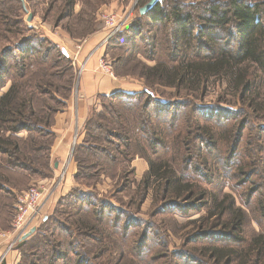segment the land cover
I'll use <instances>...</instances> for the list:
<instances>
[{
  "label": "trees",
  "instance_id": "obj_1",
  "mask_svg": "<svg viewBox=\"0 0 264 264\" xmlns=\"http://www.w3.org/2000/svg\"><path fill=\"white\" fill-rule=\"evenodd\" d=\"M148 1L141 0L139 6ZM76 4L77 0H62L61 10L55 19L56 25H61L68 33L70 25L66 23L63 26V22L72 17ZM188 7H193V4H188ZM199 9L200 15H193L178 2L164 5L160 1L144 15L138 12L126 29L112 36L105 45V53L108 48L120 51L128 45L145 46V57L156 61L151 66L143 65L146 83L183 88L186 95L202 94L212 77L219 83L225 80L227 84H234L233 97L243 103L240 108L233 110L231 116H224L223 108L219 106L206 108L202 116L208 124L197 123L190 140L198 142L202 157L201 146L208 145L203 165L212 172L211 176L215 174V178H219L224 172L220 173L223 166L227 173L230 174L231 170L236 185L248 184L245 194L249 203L264 188V137L254 144L255 135L248 136L246 146L240 150L242 135L248 125L244 111L254 117L264 113V90L262 93L251 90L255 84L264 81V4L227 0L203 4ZM0 15L7 19V15ZM4 23L7 25L6 21H1L0 36ZM40 31L23 25L11 42L0 45V87L10 81L7 90L0 95V227L10 225L12 203L28 181L37 175L34 163L40 157L50 160L52 141L45 143L44 139L53 137L50 126L60 108H53L46 102L44 96L47 98L52 94L45 87L52 86L50 80L58 74L57 71H74L65 49L54 44L49 37L41 36ZM121 59L122 62L126 60L125 56ZM61 62H67V66L60 68ZM67 84L66 92L70 93L71 80ZM101 97L106 106L101 111L92 112L94 117H87L84 130L102 131L100 122L104 121L106 130L112 127L107 131L110 138L106 140L116 146L117 152L113 146L115 155L127 160L137 155L146 159L148 168L141 179V189L139 187L141 199L147 196L149 179L152 178L158 182L154 185L153 202L167 203L156 206L154 216L161 211L175 209L182 202L208 197L206 190L198 187L194 179L191 181L176 175L175 158L172 161H155L145 156L147 153L161 156L166 149L176 150L168 141L177 133L170 135L164 130L168 124L164 117L167 113L165 107H173L172 104H165L149 90L115 92ZM221 101L230 103L231 100L222 95ZM199 112H203L202 108ZM227 118L231 124L219 134L218 128L224 126L223 121ZM248 126L250 130L256 127ZM260 128L264 130V126ZM185 142L189 145L187 143L192 141L186 136ZM223 143L229 145L222 164L219 145ZM134 145L137 150L133 149ZM175 145L181 151L182 146ZM95 147L89 139H83L75 144L74 160L76 155L88 151L91 154L94 149L96 156H102L101 150L106 154L103 155L105 159L117 161L110 157L112 154H108L104 146ZM181 160V165H186L187 158L183 156ZM191 164L188 160V165ZM50 166L45 167L52 172ZM253 177L257 179L253 180ZM74 179L77 182L76 174ZM207 182L210 183L211 179ZM56 202L68 207L65 209L68 224L51 215L42 218L35 231L17 244L20 251L18 264H264V228L249 237L241 236L247 212L235 206L231 194H223L221 198L212 196L200 206L204 207L205 214L197 218L198 232L187 237L175 252H156L146 246L152 240L150 228L130 230L128 220L120 226L116 217L111 220L116 211L111 203L79 188L73 187ZM70 207L76 210L71 213ZM185 207L194 209L190 204ZM258 207L259 220L264 223V196L258 199ZM106 230H111V233H106ZM114 235L119 237L117 242L113 240ZM207 238L211 241L197 244L199 239Z\"/></svg>",
  "mask_w": 264,
  "mask_h": 264
},
{
  "label": "rangeland",
  "instance_id": "obj_2",
  "mask_svg": "<svg viewBox=\"0 0 264 264\" xmlns=\"http://www.w3.org/2000/svg\"><path fill=\"white\" fill-rule=\"evenodd\" d=\"M140 1L141 0H77V4L75 5L72 17L68 19V21L66 20L63 22V26H65L66 23L70 25V32L68 33L66 30H64L61 25H56L57 23H55V19L58 16L57 14L61 10L62 0H24L26 10L32 14V20L30 23L26 21L27 13L22 10L21 3L19 0H0V3H2L0 4V14L7 15L6 20L3 19V16L0 15V25L1 21L7 22V25L6 23H4V28L2 27L0 45L5 46L9 42H11L16 36L17 31H19L23 25L25 26L27 24V26H29V24H35L38 27L31 28L41 30V36L49 37L54 44L64 48V52H66V54L69 56L70 64L73 66L74 71L73 73H71L69 69L57 71L58 74L52 77L50 80L52 86L45 87L46 90L51 91L52 95L47 98L44 96V98L46 102L50 104L53 108L58 109H61L63 107L62 105L65 101L73 103L72 111L74 114V105H76L80 81L85 70L86 61L87 59H89V56L93 54L97 49V47H95L93 52H89L86 57H82V55H79L82 43L86 39L91 37L92 34L96 31L105 30V33H107V44V41L112 36L122 32L124 29H126V27L115 31L113 27H108L106 25L105 19L102 17V15L115 14L119 18H123L125 15H127V12L131 11V17H133L132 19L130 18V22L132 23L136 15L138 14ZM161 1L164 5H169L173 2H178L185 8H188V10L193 15H200L199 12H201V10L199 9V7L201 5L211 3H223L227 0ZM243 1L250 4H264V0ZM188 4H193V7H188ZM262 16L264 18V11L262 12ZM103 44H105V42ZM144 47L145 46L142 45H128L125 50L120 49V51L111 50L108 48L106 50V53L104 50V54H101V56L98 57L97 67L100 71L107 73L110 76H115L122 80V82L125 83L126 88H128L127 90H139L138 92H141L143 90H149L153 93L156 98L161 99L162 102H164L165 104L173 105V107L170 108L165 107L167 113L164 117L166 118L168 124L167 126H165L164 130L167 131V133H169L170 135H173L174 132L178 134L177 137H174L177 135L174 134L171 140L168 141V143L170 145H173L176 150L169 151L168 149H166L165 154L162 153L161 156H153L149 153H147L145 156L155 161H160L162 159L171 160L172 158H175V169L177 167L176 175H181L183 178L191 181H193L194 179L198 187L206 190V192L208 193V197L204 198L203 200H188V203L182 202L179 207L175 209H167L165 212L161 211L162 213H159L154 216L153 214L155 212V209L162 204H155L153 202L154 192L156 191L154 185H156L158 182L153 181L152 178L149 179L147 196L143 197L142 199L141 192L139 190V187L141 189L142 186L141 179L143 177V174L148 168L146 159L137 155L134 157V159L127 160L126 158L120 155H115L117 154L115 153L116 146L106 140L108 138L107 131H109V128L111 129L112 127H109L106 130L107 127H105V125L107 124L104 121L100 122L103 127L102 131L92 130L90 132L84 130V125L83 127L76 126L73 135L74 137H72L74 138V144H72V147L68 153V157L65 161L64 167L56 175H53V172H49L48 168L45 167L46 165L50 166L51 160L48 161L47 159L40 157L39 161L34 163L38 173L37 175H35V178L28 183V185L26 186V188H24L23 191L27 190L30 185L37 182L54 183V181L56 182L55 186H57V188L55 189L56 191L69 176L70 180H74V182H72V184L74 185L70 187L68 192L73 187H76V189L79 188L85 192H88L89 195H95L101 201L103 200L105 202L107 201L111 203L116 208V211L111 216V220L116 217L120 226H123V224H125V222H127L128 220L129 224L131 225L130 230L150 228L149 235L152 240L149 241L146 246L153 248V250L155 249L156 252H175L181 248V245L187 237H189L190 235H194V233L198 232L199 222L197 218L205 214L204 207L200 206L204 202H208V199L212 196L221 198L223 194H231V196L234 198L235 206L242 207L247 212V219L244 223L241 236L249 237L253 233L261 231L264 228V223H261L259 220L258 214L260 213V208L258 207V199L264 196V188L262 187L258 192V194H260L259 196L255 194L248 203L247 196L245 194L248 189V184L242 186L236 185L235 179L231 175V170L229 174L227 173V170L222 168L223 166L220 167V173L222 171L224 172H222L219 178H215L216 175L214 173V176H211L210 174L212 172H210L203 165L204 160L206 161L204 157L206 155V149L208 145L203 144L201 146L203 148L202 157L201 154H199V149L197 147L198 142L196 143L195 140H190V136L194 135V132H196L195 125L197 123L200 122L202 124H208L204 122V117L202 116V113L205 112L206 108H213L215 106H219L220 108H223L221 112L224 116H231V114L234 113L233 110H237V108H240V105H242L243 103H239V101H237L233 97V94L235 92L234 84H227V81L225 80L219 83L215 78L212 77L207 83L206 89L202 92V94L195 93L197 96L186 95L183 88L177 89L171 87H164L162 85H150L146 83V80L143 77L145 67L143 65L151 66L156 61L148 60L145 57L147 53L143 50ZM123 56H125L126 58L124 62H122L121 59ZM65 65L67 66V62H61L59 64L60 68L61 66ZM33 70H36V67ZM69 80H71V91L70 93H67V82ZM9 84L10 81H8L5 86L0 87V95L7 90ZM251 90H259V93H262V91L264 90V81L255 84L254 88ZM222 95H225L226 98L230 99V103H225L224 101H221ZM51 97L53 99H50ZM106 104V101H102V97L99 96L98 100L90 108L88 116H90L91 118L94 117V113L92 112L101 111L102 107L106 106ZM200 108H202L203 112H199ZM174 112H176L177 114L176 117L173 116ZM244 112L247 115V118L245 120L246 122H248L247 124L255 125L256 127L250 130L249 126L247 125V130L245 129L242 135L243 139L240 142V150H242L246 146V143L248 142L250 136L253 137L255 135L253 139L255 141H252L254 142V144H257L255 142H258L261 137H264V130H261L260 128V126H264V113H260L256 115V117H254L248 115L246 111ZM236 118H238V115H236ZM177 119L178 121L176 122V124H174ZM223 122H225L224 126L218 128V130L221 131L219 132V134L223 133L224 130L231 124V121L228 118ZM211 127L213 128V126ZM129 128H133L134 132L136 131L135 128L132 126H129ZM117 130L118 132H120V129ZM91 133H93L94 137H96L97 139H94V137L90 138L87 136V134L89 136H93L91 135ZM22 134L24 135L25 132ZM79 134L82 136V141L83 139H89V142L94 143V147L96 146L95 148L99 149L104 146L106 152L108 150V154H112L110 157L116 158L117 161L113 160V162H111L110 160L105 159L103 155L106 154H103L104 151L101 150H99V153H101L102 156H96L94 149L91 151V154L88 151L86 153L83 152L79 155H76L74 160V148L75 144L78 143ZM186 136L187 138H189V141H192L191 143H187L189 145H186ZM179 137L180 139L184 140L183 143L180 141ZM44 140L45 143L47 142V140L53 141V137L49 136L46 137V139ZM138 143L141 144V142L139 141ZM174 143L182 146L181 151L178 150L177 146ZM223 145H219L221 147L220 155L222 164L224 162L223 156H225V152L227 150L226 146H228L229 143H223ZM113 146L115 147V151ZM133 149L137 150V146L134 145ZM140 149L143 150L141 145ZM197 154L199 155V157H197ZM183 156L187 158L186 165L185 163L181 165V159ZM194 157L197 159L193 160L192 162V159ZM188 160L191 161V165H188ZM71 167H75L74 173L72 175ZM49 168L52 169V165ZM62 172H64V176L60 178ZM75 174L78 176L77 182H75L74 179ZM209 178L211 179L210 183L207 182L210 181ZM253 178H255L253 180L257 179L256 177ZM68 192H66L64 195H66ZM59 197L60 196H58V198ZM15 201L16 199L12 203L13 214ZM45 204L49 205L50 199L44 201L43 205ZM188 204H190L194 209L192 210L185 207ZM66 208L68 207H66L65 205H60L55 200H53L52 204L47 206L44 215L46 217L49 215H51L52 217H57L59 221H62L64 224L67 225L69 217L66 215ZM74 210H76L74 207H70L69 211L73 213ZM91 216L92 217L90 218L94 219L93 215ZM42 218L43 215L41 213L40 222L37 224V226L40 225ZM11 221L10 227L12 228ZM142 222H146L147 225L143 224ZM35 223L33 222L32 224ZM69 223H71V221ZM31 227L28 230H30ZM105 232L111 233V230H106ZM118 239L119 237L114 235L113 240L117 242ZM210 241L211 239L208 238L199 239L197 244H204Z\"/></svg>",
  "mask_w": 264,
  "mask_h": 264
},
{
  "label": "crops",
  "instance_id": "obj_3",
  "mask_svg": "<svg viewBox=\"0 0 264 264\" xmlns=\"http://www.w3.org/2000/svg\"><path fill=\"white\" fill-rule=\"evenodd\" d=\"M105 32V30L96 31L91 37L86 39L80 47L79 55H82V57H86L89 52H93L95 47H97V49L86 61L85 70L80 81L76 105H74V114L72 111L73 103L65 101V105L54 115L52 125L50 126V130L53 133V141L49 151L53 175L59 173L64 167L68 153L72 144H74V138L72 137H74L75 128L76 126L83 127L90 112V108L98 100L99 96L115 92L136 93L139 91L127 90L128 88H126L122 80L115 76H110L98 69L97 60L101 54H104V47L106 45L107 33ZM104 42L105 44H103ZM81 141L82 136L79 134L78 143ZM74 170L75 167H71V175L74 173ZM72 182H74V180H70L68 176L59 189L50 196V204H52L53 200L56 201L58 196L68 192L70 187L74 185ZM45 205H43L41 209L43 219L47 206H49ZM37 221H35L37 223L34 222L35 224H32L31 228L35 227L36 229L37 224L40 222V218ZM15 235L16 233L10 227L9 223L7 227H0V264H18L20 260V251L16 245L21 240L14 242ZM12 242L13 245L10 247Z\"/></svg>",
  "mask_w": 264,
  "mask_h": 264
},
{
  "label": "built area",
  "instance_id": "obj_4",
  "mask_svg": "<svg viewBox=\"0 0 264 264\" xmlns=\"http://www.w3.org/2000/svg\"><path fill=\"white\" fill-rule=\"evenodd\" d=\"M105 19L106 25L113 27L115 31L127 27L131 22V11L127 12L123 18H119L115 14L102 15ZM131 18V19H130ZM114 31V32H115ZM64 176V172L60 175V178ZM56 182H37L29 186V188L17 195L14 204V214L11 221L12 229L16 235L15 241H20L32 226V223L37 221L41 217V209L43 202L50 199L52 193L57 188ZM28 230V231H27ZM12 244L10 247H12Z\"/></svg>",
  "mask_w": 264,
  "mask_h": 264
},
{
  "label": "water",
  "instance_id": "obj_5",
  "mask_svg": "<svg viewBox=\"0 0 264 264\" xmlns=\"http://www.w3.org/2000/svg\"><path fill=\"white\" fill-rule=\"evenodd\" d=\"M161 0H149L147 3H145L143 6H141L138 10L139 14L140 15H144L145 13L149 12L158 2H160ZM22 2V7H23V10L24 12L27 13V18H26V21L28 23L31 22L32 20V14L29 13L27 10H26V7L24 5V0H21ZM29 27H34V28H37L38 26L35 25V24H29ZM44 219H46V216L44 217ZM35 231V227L31 228L24 236L21 237V240H24L25 238H27L32 232Z\"/></svg>",
  "mask_w": 264,
  "mask_h": 264
}]
</instances>
